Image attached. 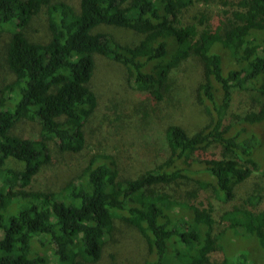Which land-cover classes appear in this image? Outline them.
Listing matches in <instances>:
<instances>
[{
    "label": "trees",
    "instance_id": "obj_1",
    "mask_svg": "<svg viewBox=\"0 0 264 264\" xmlns=\"http://www.w3.org/2000/svg\"><path fill=\"white\" fill-rule=\"evenodd\" d=\"M216 2L224 7L223 18L214 26L203 19L199 26L180 20L193 0H80L79 10L55 0H0V34L15 24L7 63L16 80L3 94L19 89L21 95L13 110L0 108V264H97L116 219L146 239L156 256L146 264H211L210 254L228 230L243 233L262 253H225L222 264H264V210L228 209L217 238L209 204H179L161 193L193 177L228 202L255 172L264 178L256 155L258 129H264V0ZM43 9L51 38L35 42L26 29ZM102 26L131 30L142 39L123 44L95 32ZM96 55L123 65L129 83L158 101L172 71L198 59L204 77L199 98L210 122L194 134L170 125L166 158L135 179L120 177L112 155L97 154L62 190L33 191L35 176L51 161V143L64 152L85 146V126L99 106L91 88ZM237 91L250 92L253 106L228 119ZM23 119L39 122L38 138L10 134ZM213 146L221 148V157L208 154ZM10 159L24 169L7 168Z\"/></svg>",
    "mask_w": 264,
    "mask_h": 264
},
{
    "label": "rangeland",
    "instance_id": "obj_2",
    "mask_svg": "<svg viewBox=\"0 0 264 264\" xmlns=\"http://www.w3.org/2000/svg\"><path fill=\"white\" fill-rule=\"evenodd\" d=\"M58 1L69 3L76 10L80 8V0H55ZM223 11L224 7L216 0H193V5L183 12L180 20L183 25L200 26V21L204 19L214 26L223 18ZM6 26L10 31L5 30L0 34V101L4 97L0 108L13 110L20 101V90L5 95L3 89L16 80L7 63V48L15 32V24L10 22ZM98 31L108 32L128 45L136 44L142 39L141 35L123 28L102 26L95 32ZM26 34L35 42L50 40L46 9L31 21ZM203 81L201 63L196 58H190L172 71L169 89L162 92L163 99L158 101L152 94L141 92L129 83L127 70L123 65L96 55V70L91 88L98 96L99 106L85 126V146L80 152H64L51 143V161L35 176L31 189L47 192L62 190L81 174L90 159L97 154L112 155L123 179H135L155 168L166 158L165 132L170 125H181L189 134H194L210 122V115L199 98V87ZM250 97V92H235L227 118L244 115L252 108ZM40 131L39 122L23 119L10 134L38 138ZM258 131L261 133L259 136L262 144L256 155L261 165L264 163V129L260 127ZM221 153L218 146L208 149L210 156L221 157ZM6 167L21 171L24 164L10 159ZM193 179L195 178L183 179L178 184L166 186L161 193L170 195L179 204H209L215 221L214 237L218 238L226 227L221 217L228 209L238 206L255 211L264 210V178L261 172H255L250 180L239 185L234 198L228 202L218 198L212 187L203 189ZM18 188L14 191H18ZM194 193L197 198L193 197ZM254 196H259L260 201L248 203ZM219 243V249L210 254L211 264H222L225 253H262L258 245L246 240L243 233L238 235L233 230H228L219 237ZM155 260L156 256L141 232L125 221L116 219L115 230L97 264H146Z\"/></svg>",
    "mask_w": 264,
    "mask_h": 264
}]
</instances>
